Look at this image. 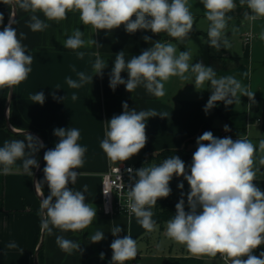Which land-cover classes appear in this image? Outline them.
<instances>
[{
  "label": "clouds",
  "instance_id": "clouds-1",
  "mask_svg": "<svg viewBox=\"0 0 264 264\" xmlns=\"http://www.w3.org/2000/svg\"><path fill=\"white\" fill-rule=\"evenodd\" d=\"M205 10L204 15L209 22L207 29L208 43L216 50L230 48L226 35L229 21L237 4L235 0H199ZM14 9L30 13L27 27L32 32H43L50 27L38 15L42 13L48 21L59 23L67 19L68 12L79 14L81 24L90 27L94 33L101 30L112 31L124 27L129 34L139 30L151 31L153 34L164 33L168 37L184 43L193 30L195 17L192 14L189 0H4ZM241 7L249 11L244 19L256 21L264 18V0H239ZM0 13V24L3 23ZM15 21L0 31V89H14V86L28 78L33 63L32 55L27 53L22 40L25 33L18 34L12 27ZM238 29H233V32ZM146 42L150 37L144 36ZM264 41V29L259 33ZM63 45L66 49L78 50L97 46L98 42L86 38L78 27L67 36ZM83 58L84 52L77 51ZM92 64L93 75L83 71L77 72L78 79L66 78L70 88L78 89L92 83L94 76H103L107 62L99 53ZM190 50L177 51V45L171 42H152L151 47L138 56L125 60V52L115 55L112 70L109 74V87L114 91L124 85L126 91L132 93L143 87L147 93L162 98L166 95L165 82L171 77H179L182 81L194 78L196 89L210 87L211 95L204 107L207 114L215 108L217 102L227 107L241 104V97H248L251 107L255 104V92L242 85L233 76L217 78L216 71L201 63H190ZM75 71V69H74ZM127 72L128 78L121 73ZM249 76V72H244ZM53 98L57 97L53 94ZM75 93L71 99H77ZM30 99L43 105L45 94L40 91ZM65 100L66 97L59 98ZM123 112L113 115L106 121L105 138L100 147L111 161L124 162L137 155L147 143L146 122L151 117H165L154 110L129 109L127 102L122 104ZM224 131H230L227 125ZM58 142L54 148L44 152V180L37 185L47 184L49 194L42 198L40 215L42 230L49 235L53 229L61 232H78L93 224L97 216L96 207L86 202L83 191L73 190L69 185L76 183L79 173L76 169L83 167L87 148L77 141L80 131L77 128H56L53 133ZM26 140H6L0 146V174L9 175L23 170L33 175L32 169L39 167L36 154L45 145L39 138L26 133ZM197 148L192 155L191 165L186 167L179 156L166 158L158 165L143 166L139 169L128 168L132 181L127 193L128 210L137 218V222L148 233L157 230L152 209L158 199L167 198L171 194L170 181L174 176L183 177L189 185L187 208L183 193L175 205L176 212L166 223L165 235L173 242L183 245L195 257L216 258L218 255L225 264H264V251L259 256L254 251L264 245V191L256 181L264 178V139L258 145L247 137L233 140L231 137L219 138L211 131H205L196 140ZM20 161V164H17ZM183 189L184 184H178ZM105 195L108 192L103 189ZM124 229L120 225L111 228L115 239L110 244L112 249L111 264H126L137 258L139 246L131 235L121 238ZM91 243L105 239L103 231L97 230L88 237ZM56 244L65 253L74 251L83 253L81 244L57 235ZM9 249L18 245L11 242ZM160 245H157L159 249ZM100 253V258H104Z\"/></svg>",
  "mask_w": 264,
  "mask_h": 264
},
{
  "label": "crops",
  "instance_id": "crops-1",
  "mask_svg": "<svg viewBox=\"0 0 264 264\" xmlns=\"http://www.w3.org/2000/svg\"><path fill=\"white\" fill-rule=\"evenodd\" d=\"M235 2L237 7L229 13L233 19L229 21L228 27L234 22L233 26L238 31L234 32L237 34L236 39L229 41L231 47L221 48L217 52L208 43L207 30H196L194 27L191 33L195 34V38L202 37L203 43L205 41L207 55H192L190 63L212 67L217 78L235 77L242 85L255 92L256 103L249 107L248 97H241V101L247 104V111L235 114L230 106H227L226 111L219 112L213 108L206 114L204 107L211 95L210 87L206 84L205 87L196 89L194 78L182 81L179 77H171L165 82L166 95L162 98L147 93L143 87H138L132 93L126 91L124 85H119L114 91L109 87V74L115 55L120 51L125 52L127 61L151 47L152 42L156 40L176 44L178 52L186 50L166 34H153L145 30L129 34L123 26L112 31L101 30L94 33L90 27L81 24L79 14L75 12H68L67 19L59 23L48 21L39 13L40 18L50 27L43 32H32L27 27L30 13L14 9L5 4L4 0H0V13L4 17L0 31L9 24L10 19L15 21L12 27L17 29L18 34L25 33L26 38L22 40V44L33 57L30 66L32 70L25 81L14 86L12 90L0 89V146H3L6 140H26V133L39 138L45 145L36 154L39 167L32 169V176L24 173L22 169L9 175L0 174V264H111L110 244L115 239L111 228L115 225L124 229L120 234L121 238L131 235L137 241L138 264H164L169 256H185H156L147 253L141 245L142 237L147 231L137 222L135 215L101 212V174L110 165L122 162L111 161L101 149L100 143L105 138L106 121L123 112L124 102H127L130 110H154L158 114H166L163 118L158 115L147 120L145 147L124 162L138 163L147 155L164 148L186 145L188 149L196 151V140L201 136L205 122L209 120L204 132L211 131L216 136L221 129H214L215 117H223L224 125L234 128L240 135L252 122L261 124L260 128L264 131V41L259 39V33L264 29V18L256 21L245 20L244 13L249 10L241 7L239 0ZM204 12L205 10L200 16H205ZM77 27L85 33L86 38L96 40L100 47L91 46L75 51L66 49L63 42ZM198 32L202 34H197ZM230 32L233 34V31ZM247 32H251L253 36L250 45L244 46L241 39ZM144 36L150 37L151 40L146 42ZM77 51L84 52L85 56L80 58L76 54ZM94 53H99L107 62L103 76H94L92 83L81 88H70L66 78L78 79L76 74L80 71L93 75L92 64L96 59ZM244 72H249L250 75L244 76ZM121 76L126 80L128 73L122 72ZM40 91H43L46 97L43 105L30 99L31 95ZM73 93L78 97L75 101L71 99ZM53 94L57 99L53 98ZM63 97L66 99H59ZM255 112L258 115L253 116L252 113ZM256 117H260V122L255 121ZM56 128H77L80 131L77 142L86 147L87 152L83 167L76 169L79 173L76 183L69 186L73 190L83 191V186L88 185L86 202L96 207L97 216L87 229L78 232L53 229V234L49 235L41 228L43 217L40 215L41 200L49 194V190L47 184L37 183L44 180V152L54 148L58 142V138L53 134ZM20 163L17 161V164ZM175 178L176 176L170 182L173 183ZM256 183L261 191H264V178ZM155 208L152 209L153 213ZM153 219L156 221L155 215ZM166 223L160 226L163 228ZM97 230L104 232L105 239L91 243L88 237ZM57 235L80 243L84 249L83 253L74 251L69 255L63 252L55 242ZM11 242L16 243L18 248L9 249L7 245ZM262 247L263 245L258 249ZM101 252L105 254L103 259L100 258ZM200 258L203 264H213V258ZM126 264H130V261Z\"/></svg>",
  "mask_w": 264,
  "mask_h": 264
},
{
  "label": "rangeland",
  "instance_id": "rangeland-1",
  "mask_svg": "<svg viewBox=\"0 0 264 264\" xmlns=\"http://www.w3.org/2000/svg\"><path fill=\"white\" fill-rule=\"evenodd\" d=\"M189 3L192 5L191 7V11L192 14L195 17V22H194V26H193V31H194V27L196 30H200L202 29L203 31L208 29V24L209 22L206 20L205 16H200L201 13H203V5L199 2V0H189ZM197 18V19H196ZM234 22H231V26H229L226 30V35H228V39L229 41H234V39H236L237 34L230 31H233L234 29ZM197 34H202L200 32H198ZM195 34L190 33L189 38L187 40L184 41V43H180L181 45L184 46V48L186 50H190L192 55H199V53L201 55H203V57H205L204 55H207L206 52V44L205 41L203 43V40L201 39L202 37H194ZM200 38V39H199ZM201 49V50H200ZM220 50H217V52H219ZM231 110L237 114L240 113L242 111H247V104L244 101H241V104H232L229 105ZM226 106L224 105L223 102H217L216 107L214 108V110L218 111H226ZM252 115H258L256 112L252 113ZM224 118L223 117H215L214 118V129H218V128H222L224 125ZM261 124H256L254 122H252L247 130H243V134L245 137H247L248 139H250L253 143L258 145L259 140L264 139V131L261 130L260 128ZM247 131V132H246ZM264 171V170H263ZM183 183L184 184V188L180 189L178 188V184ZM173 186V193L171 191V196L168 197L171 200H173V202L178 203L180 198H181V194L183 193V198L185 199V209L187 208V193L190 191L189 189V185L187 183L186 180L183 179V177H176L173 180V183L170 182V187L172 189ZM160 202V200L158 201ZM165 222H163V224H165ZM157 230L152 232V233H145L144 236L142 237V246H144V250L146 249L147 253L151 254V255H166V254H178V255H191L187 249L180 244H177L175 242H173L172 240L168 239L165 235V231H166V226H164L163 228L160 226V223H157ZM160 245L159 249L157 248V245ZM205 258H209L206 257ZM137 259V258H136ZM132 260L130 261V264H138L137 260ZM212 263L213 264H223L224 261L220 259V257H216L212 259Z\"/></svg>",
  "mask_w": 264,
  "mask_h": 264
},
{
  "label": "built area",
  "instance_id": "built-area-1",
  "mask_svg": "<svg viewBox=\"0 0 264 264\" xmlns=\"http://www.w3.org/2000/svg\"><path fill=\"white\" fill-rule=\"evenodd\" d=\"M252 36L253 34L251 32H247L242 36L241 42L244 44V46L250 45ZM260 120H261L260 117L255 118L256 122H260ZM229 129L230 131L225 132L224 128H221L216 134V137L219 138L231 137L233 140L239 137H245L244 134L242 135L237 134L234 128L229 127ZM143 166L145 165L142 163L122 162V163L110 165L101 174L100 206L102 213L104 214L122 213V214L134 215L129 212L127 206L128 205L127 193L129 190V186L132 183L129 174L127 172V169L132 168L136 170ZM103 189H105L108 192L107 195L104 194ZM159 200L161 199H158V201ZM218 257L220 256L218 255Z\"/></svg>",
  "mask_w": 264,
  "mask_h": 264
},
{
  "label": "trees",
  "instance_id": "trees-1",
  "mask_svg": "<svg viewBox=\"0 0 264 264\" xmlns=\"http://www.w3.org/2000/svg\"><path fill=\"white\" fill-rule=\"evenodd\" d=\"M209 125V120L203 124V130L200 135L204 133V129ZM195 151H192L187 148L186 145L178 148H164L155 153L147 155L144 159L139 161L138 163H142L145 166L149 165H158L162 163L166 158L171 156H179L186 164V167L191 165L192 155ZM177 203L173 202L169 198H161L160 202L157 203L155 208V217L157 223H163L170 220L173 215H175L176 208L175 205ZM188 211V209H185ZM264 251V245L261 249H258L254 252L255 255L259 256L260 252ZM39 261V259H38ZM203 260L199 257H195L192 255L185 256H169L166 258L164 264H203Z\"/></svg>",
  "mask_w": 264,
  "mask_h": 264
},
{
  "label": "water",
  "instance_id": "water-1",
  "mask_svg": "<svg viewBox=\"0 0 264 264\" xmlns=\"http://www.w3.org/2000/svg\"><path fill=\"white\" fill-rule=\"evenodd\" d=\"M36 263H37V260H36Z\"/></svg>",
  "mask_w": 264,
  "mask_h": 264
}]
</instances>
